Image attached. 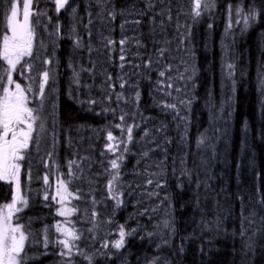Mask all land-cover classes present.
I'll return each instance as SVG.
<instances>
[{"label": "trees", "instance_id": "obj_1", "mask_svg": "<svg viewBox=\"0 0 264 264\" xmlns=\"http://www.w3.org/2000/svg\"><path fill=\"white\" fill-rule=\"evenodd\" d=\"M43 1L48 3L47 0ZM136 1L143 6L138 0H113L112 10L120 12L125 10L127 4ZM248 2L249 0H245V3ZM251 2L260 11V0ZM215 3L214 9L195 21L187 14L190 19L182 33V40L189 47L193 60L192 79L187 89L191 98L188 106L190 109L185 110L189 112L188 119L182 117L175 124L165 117V154L169 171L162 180L173 206L175 237L170 247L156 252L151 249V238L140 242L127 238L132 261L127 264H144L143 259L151 255L167 256V264H264V232L261 231L264 227L261 221L264 216V95L258 87V78L264 74V16H260L247 31H241L243 25L235 23L229 29L230 19L236 20L239 17L230 18L228 5H235L237 0H215ZM50 6L54 7V4L50 3ZM143 8L145 11L146 7ZM154 14V21L160 19L163 22L165 17L166 22V13ZM145 15L140 23L144 33L142 46H138L137 51L141 64L136 72L140 97L137 100L136 121L133 120L132 123L135 134L139 130V124L157 112L153 103L157 89L153 83L158 76L144 66L155 53L151 51L156 47L153 42L155 33L148 20L146 21L148 13ZM77 16L76 22L81 26L85 21L82 4L78 7ZM110 22L114 39H117L120 32L119 19L116 17L115 20L110 19ZM145 28L152 34H146ZM167 29L170 32L169 27ZM186 32H190V35L184 40ZM69 39L63 33L54 53L58 59L55 85L57 116L52 120V125L61 132L58 150L61 157L54 159L52 155L47 158L55 160L64 180L72 181L68 184L70 190L77 192V189L85 188V182L82 178L67 177V163L69 160L80 159L76 156H79L82 146L71 141L83 138L78 141L89 142L85 141L87 132L78 133L79 128L84 127L90 130L108 128L118 134L114 123L120 122L118 118L121 112L116 107V92L120 87L116 69L110 65L108 75H111L115 89L111 99L106 100L108 110L103 114L93 115L78 105L75 102L77 92L84 96L82 92H87L91 83L86 72H80L79 84L73 82L70 65H75V54L79 51L72 39ZM81 61L85 63V60ZM227 63L235 64L232 79L226 76ZM165 89L169 91L167 85ZM70 92L73 94H69ZM165 97L169 99V95ZM86 106L90 109V105ZM65 133L68 134L71 146L63 143ZM116 136L124 137L121 129ZM202 136L207 139L203 145L198 146ZM93 144L97 146L95 139ZM183 146L186 155L184 166L179 158ZM76 147L78 151L74 149ZM37 148L51 149L50 143L46 142V132L40 134V143L33 149ZM72 149L74 153L70 152ZM28 154L31 155L30 152ZM173 154L175 157H172ZM96 157L97 155L94 161ZM90 160L91 158L83 159V167L87 168ZM31 161H23L19 177L21 196L27 198L28 206L23 211L14 213V216L20 217V223L26 226V231L38 234L42 239L43 229L47 226V235L52 237V228L58 220L56 205L50 198L44 199L45 186L41 177L54 168L55 164L45 167L43 159L41 162L33 159L35 164L33 170L28 172L29 179L25 170L32 166ZM136 165L139 163H135ZM14 195L15 184L0 181V207L10 203ZM77 203L79 207L82 201L78 200ZM253 212L256 213L255 216L252 215ZM248 220L252 223L249 224ZM134 223L135 220L130 221V224ZM241 232L244 234L241 235ZM59 253V247L52 243L47 249L42 244H34L29 252V264H69V258L62 257ZM71 260L72 264H89L78 255H74ZM102 261L104 259H98L92 264ZM109 263L114 264L113 259Z\"/></svg>", "mask_w": 264, "mask_h": 264}, {"label": "rangeland", "instance_id": "obj_2", "mask_svg": "<svg viewBox=\"0 0 264 264\" xmlns=\"http://www.w3.org/2000/svg\"><path fill=\"white\" fill-rule=\"evenodd\" d=\"M39 1L40 2L37 3L36 0H33V10L37 12H46L47 15H41L39 17L34 16L31 20L33 24H35L37 18L40 21L35 29L36 41H42L44 47L40 48L38 43L34 45V47L39 49L40 59L34 62L35 66L33 70L27 72L25 76H23V82V77L18 76L16 73H13V79L14 81L21 82L22 87L30 85L33 88V93H29V96L32 98L37 89V82L40 77H37V81H33L31 77L37 76V73L45 69L54 73V79L50 80L45 88L46 96L49 95V90H52L50 101L45 102V115L47 117L48 129L46 132V142L50 143L51 149L48 150L45 148L41 150L37 148V150H34V146L30 148L29 152L31 155L28 156L29 154H27L26 159L32 160V166L25 170L27 174L30 172V169L33 170L32 167H34L35 164L33 159L36 158L39 162L43 159V163L47 160L50 167L55 164V160L52 159L53 162L51 159L48 160V153H52L54 159L61 157L58 153L61 144V132L58 131V127L54 129L52 125V104L54 103L56 106L54 113L56 119L57 102L55 85L57 81L56 73L58 59L55 57L54 53L57 51L63 33L67 38L72 39L71 41L73 43L77 37L81 38L82 47L77 48L79 53L75 54V65L71 64V70L73 71V68H75L76 72L88 73L89 76L87 77L90 78L89 80L91 83L88 91L82 92L84 96H81L80 92H77V99L75 102L83 106L86 112L93 115H100L108 110V106H106L105 103L113 91V89L111 90V88H109V81H107L111 65L116 69V78L119 84L122 82L120 77L123 78V81H127L125 87L120 88V90L116 92L122 95V99L116 100V107L120 110L121 115L126 114L125 121L122 122L119 120V123H122L125 128L127 126H133L132 123L133 120L136 121L135 115L138 106L135 93L139 91L136 75L139 68H137L136 65L140 67L141 64L138 58L139 52H137L138 46L136 40L142 43V36L144 34L140 24L137 25L133 23V21H142L145 14L139 15L138 13L144 12L143 7H146V0H138L142 2L143 6L137 1L127 4L124 10L125 12L122 15H117L120 32L119 38L114 39L113 27L109 19L110 17L108 16V12L112 10L113 0H107L106 10L102 18L97 17V12L100 11V8L95 3V0H70V5L76 7L75 17L71 14L70 7L68 6L57 14L55 12L53 0H47L48 3H45L43 0ZM50 3L52 5L54 4V7H51ZM80 4L83 5V12L85 14V21L81 23V26L76 22V18L78 17L77 11ZM153 4L154 7L152 11L147 12L146 21L148 20V24L153 27L152 32L155 33L153 42L156 47L151 50L155 51V53L151 57L153 63L150 69L155 76H158L156 82L153 83L154 87L157 89L153 100L157 112L150 118L144 119V121L139 124L137 134L132 133L133 140L127 143L129 151L124 153L125 158L121 162L119 170L120 178L118 188L119 192L122 193V195L119 196L122 204L116 207V202L109 198L107 189V183L108 180L111 179V176L106 169H110V160L115 158L113 153L109 152L106 147L109 143H115V141L110 142L107 140V132L111 131L108 128H96L94 130H90V128L88 129L87 127L79 128V134L87 132L85 141L87 140L89 142L78 141V139L82 140L83 138L71 141L79 143L82 146L79 156H76L80 158L76 160L81 164L80 169H76L74 166V170H77V175L85 182V188H79V192L71 191L67 185L68 192L73 193L71 196L63 193V189H60L61 193L65 195L63 207L69 209L75 207L77 209L72 215L67 217L57 215V210L62 207L58 202L59 196H56L57 189L59 188L58 179L65 178L59 166L55 164L54 168L41 177L44 184L43 177L48 175L49 185L51 187L44 184L45 194L47 192L49 198L56 205L55 213L58 217V220L52 228L53 236L51 237L48 235L50 237L49 240L63 238L60 233L55 231V225L58 222L62 227H74L78 233L82 234V239L76 243L92 257V262L98 259H104V261L99 264H111L109 260L111 261L112 259L114 264H127L132 262L127 243H125L124 248L119 250L111 247V244L119 238V228L121 225L124 226L125 231H130L131 229L136 230L133 236H126V241L127 238H132L134 242L148 241V238H151L153 243L151 249L155 252L159 249L170 247L175 237L173 206L162 180L169 171L166 166L167 158L165 154V146H167V124L165 122V117L167 116V119L175 122V124L176 121H181L182 117L188 119V111L190 109V107H188L190 105L188 101H191L189 92L187 91L191 81L188 77L191 76L192 73L191 68L193 60L190 56L189 47L182 42V33L184 27L186 29L187 21L190 19L187 16V12L190 10L191 4L190 0H153ZM7 12L8 5L5 0L4 3H0V34H3L5 30V13ZM117 12L122 13L121 11ZM161 12H164L163 15L166 13V22L165 17L162 23L160 19L154 21V13H157V15L159 13L161 15ZM169 15L171 19L168 18ZM49 17H51V21H49ZM90 20L91 23H89ZM125 21L128 22L126 23ZM184 22H186L185 26L183 25ZM57 24L60 25L59 35L56 33ZM167 27H169L170 32ZM73 29H75V31H73ZM145 33L150 35L151 32L145 28ZM124 38H127L128 43L121 46L118 42ZM108 39L114 40L117 43L112 46H106ZM0 46H2V40H0ZM121 47L124 49L123 53L121 52ZM161 48L166 49L163 57H160L159 53ZM50 53L51 55H49ZM46 54L49 56H46ZM121 54L126 57L125 61L119 59ZM49 57H51L53 63L44 64L43 60L50 59ZM81 60H85V63L83 64ZM3 63V61H0V64ZM122 63L124 64L123 68L120 67ZM82 68L89 69L90 71H81ZM169 68H171L170 72L167 71ZM161 70L166 71L165 77L159 76ZM181 76H183V78H181ZM160 80L165 82L163 90H161V86L157 83ZM167 84H172L168 92L165 89ZM11 88L14 89V84ZM66 91L67 87L65 86L64 92L66 93ZM165 93H171L168 100L165 97ZM69 94L72 95L73 93L70 92ZM91 100L96 101V103H87V101ZM181 101L184 103H181ZM165 104H175L176 109L166 108L164 107ZM86 105H90V109L87 108ZM185 110L188 111L186 112ZM158 113L161 115H157ZM49 121L51 123H49ZM119 123H114V125ZM116 129L119 134L120 129ZM112 133L117 139L127 140L126 132L124 133V137L116 136L118 134H115L113 131ZM145 133H148V135H145ZM94 139L97 146L93 144ZM71 142L69 141L68 134L65 133V136H63V143H65L66 146H71ZM54 144L55 147H53ZM120 147L122 149L124 144H121ZM74 149L78 151V147ZM35 152L37 154H34L35 158H33V153ZM70 152L74 153L73 149ZM145 152H147L146 156L144 155ZM95 155H97V157L94 161ZM115 155H120V152L117 151ZM172 157H175V154H173ZM84 158H91L87 168L83 167ZM179 158L181 159V165L183 164L184 166L186 161L184 146L181 148ZM20 163L22 166L23 161ZM127 163L129 165H127ZM135 163H139V165L135 166ZM149 180H152L153 183L149 184ZM157 184H160L161 187H157ZM80 192L84 194H78ZM86 195H88V197H86ZM53 196H56V200L52 199ZM76 196H81V199H76ZM78 200L82 201L79 207L77 203ZM93 212L97 215L93 216ZM132 220H135L134 224H130ZM163 220H168L172 228H174V231L165 229L162 226L157 227ZM65 221L68 223H65ZM89 229H91V231H89ZM105 242L109 243L107 249L102 247ZM53 245H57L60 251L62 250L61 245ZM84 260L88 262L86 259ZM154 260L156 264H167L169 258L164 255H151L145 257L143 263L152 264ZM132 264H134V262Z\"/></svg>", "mask_w": 264, "mask_h": 264}, {"label": "snow or ice", "instance_id": "obj_3", "mask_svg": "<svg viewBox=\"0 0 264 264\" xmlns=\"http://www.w3.org/2000/svg\"><path fill=\"white\" fill-rule=\"evenodd\" d=\"M5 0H0V3H4ZM8 5V12L5 13V30L3 34H0V40H2V46H0V61H3V64H0V181H5L15 184V195L12 198L10 203H5L0 207V264H29L31 257L29 252L34 244H42V246L47 249L50 243L58 244L62 246V250L59 255L62 257L69 258V264H72L71 258L74 255L82 256L86 259L89 264H92V257L89 256L80 246L76 243L82 239V234L78 233L74 227H62L58 222L55 225V231L62 235V239L49 240L48 238V227L45 226L43 229V238L41 239L38 234L26 231V226L20 223V217L14 216V213L23 211V208L28 206V200L25 196H21V182H20V172H21V161L26 159V156L33 146H38L40 143V134L47 132V117L45 115V102L50 101L51 89L49 90V95H45L46 85L49 84V81L54 79V73L50 70L45 69L40 73H37V76L31 77L33 81H37V77H40L37 82V89L32 98H30L29 93H33V88L29 85L22 87L21 82L14 81L13 73H16L18 76L23 77L27 72H31L35 66L34 62L40 59L39 49L34 47L35 44H39L40 48H43V42L36 41V25L40 23L37 18L35 24L32 23V17H39L41 15H47L46 12H37L33 10V0H6ZM38 3V0H36ZM55 4V12L59 14L61 10L65 9L66 6L70 7L71 14L73 17L76 15V7L70 5V0H53ZM95 3L99 6L100 11L97 12V17L102 18L103 13L106 10L107 0H95ZM190 10L189 15L195 21L198 18L202 17L205 13L214 9L216 6L215 0H190ZM21 5H22V16H21ZM154 7L153 0H146V8L144 12H139V15H144L146 12H151ZM228 12L230 18L233 16H238L239 19L231 20L229 23V29L233 26V23L239 25L242 24L243 27L241 31H247L249 27L254 26L257 22V19L260 16H264V0H260V11H257V5L252 3L249 0L248 3H245V0H237L235 5H228ZM122 15L123 13H118L115 9L108 12L110 19L115 20L117 15ZM164 13L161 12V15ZM171 19V16L168 17ZM51 21V17L48 18ZM126 23L128 21H125ZM91 23V20L89 21ZM133 23L139 25L140 20H135ZM162 23V21H161ZM211 27V25H209ZM75 31V29H73ZM60 25H56V33L59 35ZM190 35V32H186L184 40H187ZM183 42V41H182ZM190 42V41H189ZM75 47H82L81 38L77 37L74 41ZM117 42L111 39L107 40L106 46L115 45ZM121 46L128 43L127 38L121 39L118 42ZM137 46H142L139 40H136ZM124 49L121 47V52L123 53ZM166 49L161 48L159 50L160 56L163 57ZM119 59L125 61L126 57L121 54ZM44 64H52L51 59L43 60ZM153 61L149 59L145 63V68H150ZM6 65V66H5ZM72 67V65H70ZM121 68L124 67L122 63ZM139 68V65H136ZM228 71L226 73L227 78L232 79L235 74V64L227 63L226 65ZM81 71H90L89 69H81ZM171 71V68L167 70ZM166 71L161 70L159 72L160 77H165ZM194 75V70H193ZM80 73L76 72L73 68V82L76 84L80 83ZM183 78V76H181ZM121 83L119 84L120 88H124L127 81H123V78L120 77ZM188 79H192V76H189ZM112 80L111 75L107 77L109 81V88L115 89V85L110 83ZM163 90L164 81L160 80L157 82ZM234 83V81H233ZM14 84V89L11 86ZM168 88L172 87V84H167ZM258 87L261 91V94L264 95V74L258 78ZM166 95H171V93H165ZM136 99L139 100L140 93H135ZM111 99V96H109ZM116 99H122L121 94L116 95ZM191 101L189 100L188 103ZM87 103L95 104L96 101L91 100ZM181 103H184L181 101ZM55 104H52V116L53 120L55 119ZM164 107L175 110V104H165ZM113 112L115 110H112ZM178 114V113H177ZM126 115V114H125ZM125 115L119 117L120 121H125ZM116 128L121 129L122 135L126 132L127 140L117 139L112 133V131L107 132V140L115 143H109L106 145L109 152L113 153L114 157L110 160V169H106L109 172L111 179L108 180L107 189L109 192V198L115 200L116 207H119L122 204V201L119 199V196L122 193L119 192L118 184L120 178V167L121 162L124 160V153L128 152L127 143L133 140V126L124 127L123 124H116ZM138 127V125H137ZM35 133V135H34ZM148 135V133H145ZM207 137L202 136L198 141V146L203 145ZM124 144V147L121 149L120 145ZM55 147V144L53 145ZM117 151L120 152V155H115ZM147 155V152L144 153ZM52 153H48V157L51 158ZM86 159V158H84ZM74 166L76 169H80V164L76 160H69L67 163V177L73 179H80L81 177L77 175L74 171ZM45 167H48V161H45ZM187 174V173H185ZM30 179V173H28ZM44 184L49 185L48 175L43 177ZM72 181L58 179L59 188L57 189L56 196H59V203L62 205L60 209L57 210V215L62 217H67L72 215L77 209L63 207L65 195L61 193L60 189H63V193H66L68 196L73 195L72 192H68L67 185ZM149 184H152L153 181L149 180ZM161 187L160 184L156 185ZM79 192L80 190L77 189ZM56 196H53L52 199L56 200ZM76 199H81V196H76ZM45 200L49 199V195L45 194ZM17 205H20L18 207ZM255 212L252 213L255 216ZM97 214L93 212V216ZM247 219V217L245 218ZM262 223H264V216L261 217ZM65 223H68L65 221ZM248 223L251 224L252 221L248 220ZM163 227L165 229H170L174 231L170 222L168 220H163L160 225L157 227ZM91 231V229H89ZM261 231L264 232V227L261 228ZM136 230L131 229L130 231H125L123 225L119 228V238L116 239L111 247L119 250L125 247L126 236L130 237L135 234ZM244 233L241 232V235ZM151 235V234H149ZM31 237V239H30ZM103 248L107 249L109 243L105 242L102 245ZM152 264H156L155 260L152 261Z\"/></svg>", "mask_w": 264, "mask_h": 264}]
</instances>
